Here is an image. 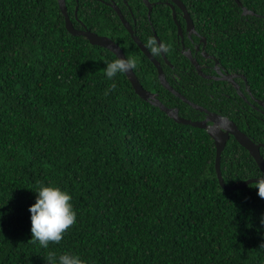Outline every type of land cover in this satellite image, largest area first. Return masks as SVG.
<instances>
[{"label":"trees","instance_id":"trees-1","mask_svg":"<svg viewBox=\"0 0 264 264\" xmlns=\"http://www.w3.org/2000/svg\"><path fill=\"white\" fill-rule=\"evenodd\" d=\"M65 1L75 29L80 21L111 36L119 27L86 0ZM205 1L224 28L241 30L244 57H257L264 71V19L242 17L234 0ZM239 2L264 17V0ZM114 59L66 31L57 0H0V264H47L49 252L57 264L65 253L85 264H264L258 189L223 190L206 132L140 99L124 74L109 80L104 70ZM134 73L166 107L189 109L161 87L149 62L138 60ZM220 172L226 186L264 177L234 140ZM40 184L68 192L77 213L47 249L31 242L29 208Z\"/></svg>","mask_w":264,"mask_h":264},{"label":"flooded vegetation","instance_id":"flooded-vegetation-1","mask_svg":"<svg viewBox=\"0 0 264 264\" xmlns=\"http://www.w3.org/2000/svg\"><path fill=\"white\" fill-rule=\"evenodd\" d=\"M86 4L95 7L98 17L117 19L115 25L119 27L111 36L101 35L90 31L79 21L82 27L79 30L85 28L110 39L125 57L126 54H136L125 52L124 45L129 47L127 50L137 49L144 57L138 60L152 65L157 80L156 64L168 85L197 107L195 109L178 98L189 108L181 112L178 107H172L178 110L180 118L204 123L212 129H223L218 120H224V127L229 129L234 126L259 146V154L264 161V90L260 87L261 83L255 81L256 76L264 78V71H258L257 57L252 60L244 57L247 55L241 50L243 41L238 37L241 30L235 33L224 28L216 14L207 11L205 0H86ZM256 17L264 19L259 15ZM149 37L170 45L171 50L158 57L151 56L145 46ZM134 39L147 53L142 52ZM262 62L264 65V59ZM248 64L255 65L252 74L247 72ZM249 74L253 76V83L249 81ZM178 89L189 97L179 93ZM152 94L157 98V93ZM215 121L218 124H214ZM232 140L230 136L226 145Z\"/></svg>","mask_w":264,"mask_h":264},{"label":"clouds","instance_id":"clouds-1","mask_svg":"<svg viewBox=\"0 0 264 264\" xmlns=\"http://www.w3.org/2000/svg\"><path fill=\"white\" fill-rule=\"evenodd\" d=\"M145 46L153 57L167 54L171 50L170 45L158 42L153 37L148 38ZM137 67L138 58L130 55L117 57L107 63L104 71L106 77L112 80L118 74H127ZM115 89L116 84L112 83L105 90L104 95L108 96ZM252 187L258 189V196L264 199V177L258 179ZM71 201L72 196L68 192L61 190V188L39 185L36 202L29 208L32 221V243L38 241L40 247L47 249L50 243L59 244L62 241L77 219V213ZM262 223H264V220H262ZM261 247H264V245ZM46 259L47 264H57V254L55 252H49ZM58 264H85V262L78 255L65 253L59 255Z\"/></svg>","mask_w":264,"mask_h":264},{"label":"water","instance_id":"water-1","mask_svg":"<svg viewBox=\"0 0 264 264\" xmlns=\"http://www.w3.org/2000/svg\"><path fill=\"white\" fill-rule=\"evenodd\" d=\"M238 7L241 9V14L243 16H257L253 12L249 11L245 7L242 6V4L239 2V0H234ZM57 4L59 7V10L61 14L64 17V23H65V29L66 31L74 37H83L85 38L90 45L101 47L104 49H107L110 51L116 58L117 57H125L119 46H117L114 42H112L110 39L106 37L98 36L97 34H94L90 31H87L85 28L83 30L75 29L70 17L67 13V7H66V1L65 0H57ZM77 7L75 8L74 15H76ZM134 41L137 43V45L140 47L142 52L147 53L145 51V48L141 46V44L138 42L137 39H134ZM156 68L158 69V80L161 84V86L166 89L168 92L172 93L175 97L179 98L182 102L186 103L187 105H190L197 109L196 106H194L192 103H190L188 100H186L183 96L178 94L175 90H173L168 83L166 82L165 78L162 75V72L158 68V65L156 64ZM131 84V87L133 88L135 94L142 99L143 101L148 102L153 107L158 108L160 111H162L168 118L173 120L177 124L182 125H188L193 128H197L200 130H206L207 135L212 139L213 145L215 148V161H214V167L215 172L218 180L219 186L223 190H235V189H242L250 184H254L257 182L258 179H247L243 181L241 184L233 185V186H226L220 172V157L221 154L225 148L226 142L228 141L229 137H233V139L237 142V144L242 147L249 156L253 159L255 162L257 168L260 170V172L264 175V161L260 157L259 154V146L255 145L254 143L249 140L244 134L239 132L234 126L226 128L224 120H218V123L221 122L223 125V129L219 128H208L207 125L204 123H192L189 121H186L182 118H180L178 114V110L176 108H167L165 107L156 97L154 94L146 91L143 89L139 81L137 80L133 70L127 74H124ZM217 121L214 122V124H218ZM221 125V126H222ZM260 179V178H259Z\"/></svg>","mask_w":264,"mask_h":264}]
</instances>
